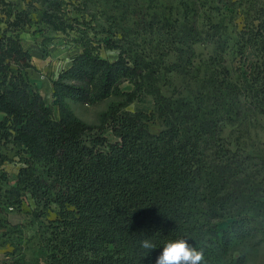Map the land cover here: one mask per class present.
Returning <instances> with one entry per match:
<instances>
[{
  "label": "trees",
  "instance_id": "trees-1",
  "mask_svg": "<svg viewBox=\"0 0 264 264\" xmlns=\"http://www.w3.org/2000/svg\"><path fill=\"white\" fill-rule=\"evenodd\" d=\"M20 1L0 0V203L21 211L31 197L46 220L56 208L41 226L44 264H156L180 238L204 250L203 264H248L264 243V3L103 0L112 4L103 43L97 18L77 5ZM130 2L140 3L134 13ZM36 23L63 34L87 25L50 103L29 79L36 67L22 41ZM249 50L257 63L236 78L230 56ZM144 97L150 113L127 110ZM109 99L98 125L73 110ZM8 144L27 155L14 185Z\"/></svg>",
  "mask_w": 264,
  "mask_h": 264
},
{
  "label": "rangeland",
  "instance_id": "rangeland-1",
  "mask_svg": "<svg viewBox=\"0 0 264 264\" xmlns=\"http://www.w3.org/2000/svg\"><path fill=\"white\" fill-rule=\"evenodd\" d=\"M258 1L264 3V0ZM19 2L23 4L24 1L18 0V4ZM86 2L87 8H85L86 5L84 4ZM76 5L82 13L87 15V21L91 22L90 19L94 18L92 15L97 18H94L95 21L91 23V26L97 27L99 35L96 37V41L102 40L101 42L105 43L103 38H105L106 33L103 28L107 29L109 27L110 21H108L107 18L112 16L110 12V6H112V4L109 3L108 5L104 3L103 0H77L76 3H70L66 0L63 8L66 6L73 10V8H76ZM139 5L140 3L132 2L130 4L131 13L138 10L140 7ZM36 8L37 11L41 12L40 5H36ZM207 9L209 8H201L203 17L209 16V13H206ZM241 12L243 13V11ZM222 14L225 16L223 10ZM35 15L37 16L35 17L37 22H40V13H35ZM71 16L76 17L77 14L73 12ZM243 16L244 15L241 14L238 16L240 19L234 21L238 28L242 27V25L238 26V24L243 22ZM220 18L222 17L220 16ZM100 24H102L101 26H103V28H100ZM79 28V31H67L66 34L53 33L46 30L44 26L39 27V24L36 23L33 27L27 28L22 34L24 46L30 50L33 57V65L36 67V70L29 72V79L33 85L41 89V93L44 94L49 103V83L68 66L70 58L75 53L80 52V48L76 42L81 39L80 31L87 28L86 23H84V25L82 24ZM101 53L103 58L112 60L117 56V52L114 51L102 50ZM256 63V55L251 50L248 51L244 58L235 53L230 56V65L233 68V73L236 78L241 77L242 79H247ZM126 87L127 85L124 86V88ZM115 101V99H109L95 106L73 105V110L78 117L88 124L98 125L101 115L106 112ZM153 108V98L144 97L128 107L127 110L131 112L144 111L150 113ZM53 110L55 117L58 118V109L53 107ZM158 128V124L151 125V130L153 132H157ZM258 131L260 134H263V128L258 127ZM108 137L112 141L115 140L112 133H109ZM1 152L2 156L6 157L3 170L8 175L10 184L14 185L17 181L18 171L23 166L21 160L22 158H27V155L23 150L16 148L12 144L3 147ZM7 188V186H4L3 193H0V195H3ZM35 209L36 207L31 197H26L23 200L21 211H17V208L11 205L3 204V202L0 203V258L5 260V262L14 264L21 256V260L24 264H44L47 252L43 247L41 237L43 230L41 226H47V220H54L56 218V208L54 207L47 220L45 218H38L34 211ZM12 260L15 261L11 263ZM248 264H264V243L258 254L252 258Z\"/></svg>",
  "mask_w": 264,
  "mask_h": 264
},
{
  "label": "clouds",
  "instance_id": "clouds-1",
  "mask_svg": "<svg viewBox=\"0 0 264 264\" xmlns=\"http://www.w3.org/2000/svg\"><path fill=\"white\" fill-rule=\"evenodd\" d=\"M141 247L153 250L156 245L150 239L141 241ZM204 250L198 249L188 242L186 238H180L167 242L163 246L162 253L158 256L156 264H203Z\"/></svg>",
  "mask_w": 264,
  "mask_h": 264
},
{
  "label": "crops",
  "instance_id": "crops-1",
  "mask_svg": "<svg viewBox=\"0 0 264 264\" xmlns=\"http://www.w3.org/2000/svg\"><path fill=\"white\" fill-rule=\"evenodd\" d=\"M37 85H39V84H37ZM48 87H49L48 89H49V95H50L49 97H50V101H51V95H52V83H51V82L49 83ZM40 90H41V89H40ZM43 95H44V94H43ZM45 98H46V97H45ZM3 261H4V262H3ZM1 263L4 264V263H5V260H2V259L0 258V264H1Z\"/></svg>",
  "mask_w": 264,
  "mask_h": 264
}]
</instances>
